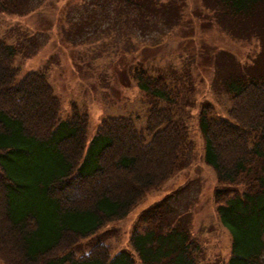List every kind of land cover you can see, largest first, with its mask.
Masks as SVG:
<instances>
[{
	"label": "trees",
	"instance_id": "trees-1",
	"mask_svg": "<svg viewBox=\"0 0 264 264\" xmlns=\"http://www.w3.org/2000/svg\"><path fill=\"white\" fill-rule=\"evenodd\" d=\"M22 1L0 0V11H15ZM130 1L95 0L91 10L106 13L110 27L120 16L126 21L131 16L141 29L148 20L142 16L161 11L169 21L179 11L176 0ZM201 1L231 35L253 30L245 24L264 5V0ZM15 53L0 39V264H264L263 74L245 70L243 80L231 66L227 118L214 117L209 104L198 114L204 161L223 186L214 191V203L231 239L225 262L200 261L191 215L185 209L178 213L171 203L176 192L140 212L131 251L111 254L95 238L89 252L76 256L81 239L127 215L183 168L190 142L181 117L190 99L188 84L182 74L167 82L141 68L135 79L148 107L144 128L136 129L129 117H105L87 141V116L73 106L69 119L61 121L59 98L43 73L29 71L16 80ZM24 177L33 180L32 187Z\"/></svg>",
	"mask_w": 264,
	"mask_h": 264
},
{
	"label": "rangeland",
	"instance_id": "rangeland-1",
	"mask_svg": "<svg viewBox=\"0 0 264 264\" xmlns=\"http://www.w3.org/2000/svg\"><path fill=\"white\" fill-rule=\"evenodd\" d=\"M176 2L179 11L170 13L169 21L161 11L140 17L148 19L143 29L138 22L131 24V16L126 21L120 15L112 24L116 28L110 27L106 13L91 10L95 0H23L15 11H0V39L16 48V80L29 71L43 73L59 98L61 121L69 119L73 106L87 116V141L105 117H129L136 129L144 128L148 107L135 79L141 68L148 75L165 76L167 82L182 74L188 84L190 99L181 117L190 142L183 168L127 215L81 239L76 256L89 252L95 238L111 254L131 251L130 235L140 212L175 192L171 203L178 213L185 209L191 215L190 233L200 247V261L225 262L229 255L230 235L219 223L214 203V191L223 186L204 161L198 114L209 104L214 117L227 118L231 100L225 81L234 73L231 66L243 80L245 70L264 75V5L245 24H253V30L231 35L201 0ZM110 15L112 20L115 14ZM24 179L33 186V180Z\"/></svg>",
	"mask_w": 264,
	"mask_h": 264
}]
</instances>
